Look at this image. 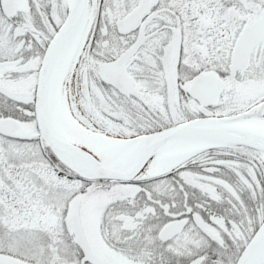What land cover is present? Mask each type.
Returning a JSON list of instances; mask_svg holds the SVG:
<instances>
[{"label":"snow or ice","instance_id":"snow-or-ice-1","mask_svg":"<svg viewBox=\"0 0 264 264\" xmlns=\"http://www.w3.org/2000/svg\"><path fill=\"white\" fill-rule=\"evenodd\" d=\"M0 264H264V0H0Z\"/></svg>","mask_w":264,"mask_h":264}]
</instances>
